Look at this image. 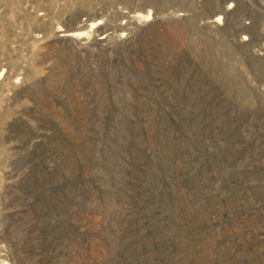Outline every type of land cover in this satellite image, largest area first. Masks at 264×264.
Returning <instances> with one entry per match:
<instances>
[{"label": "rangeland", "instance_id": "rangeland-1", "mask_svg": "<svg viewBox=\"0 0 264 264\" xmlns=\"http://www.w3.org/2000/svg\"><path fill=\"white\" fill-rule=\"evenodd\" d=\"M0 264H264V0H0Z\"/></svg>", "mask_w": 264, "mask_h": 264}]
</instances>
